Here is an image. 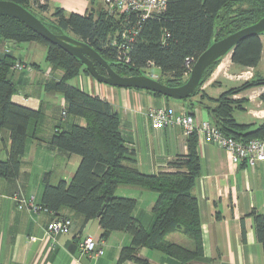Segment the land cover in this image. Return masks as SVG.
Masks as SVG:
<instances>
[{
	"label": "trees",
	"instance_id": "obj_1",
	"mask_svg": "<svg viewBox=\"0 0 264 264\" xmlns=\"http://www.w3.org/2000/svg\"><path fill=\"white\" fill-rule=\"evenodd\" d=\"M4 1L23 6L56 35L71 33L97 51L119 75L148 76L153 64L160 75L149 76L170 87H179L187 82L193 64L189 61H196L215 40L264 18V0H167L165 11L142 22L137 14L121 12L112 15L104 7L84 15L66 14L57 8L46 17L43 14L48 12L49 5L42 4L40 0ZM122 30H125V35L118 38V43H113ZM262 35L264 33L243 40L231 53L234 65L253 69L251 79L228 88L218 97H211L202 88L221 60L206 70L199 88L185 100L190 103L188 113L195 107L207 110L212 124L224 135L244 143L253 139L264 140V123L251 130L252 124H241L235 118V113L243 110V103L248 101L235 97L264 87V76L256 70L264 48ZM0 39L14 47L26 43L45 46L46 61L52 71L62 72L60 79L53 77L47 82L46 91L64 97V118L85 121V126L70 124L56 127L48 140L52 147L77 155L81 161L69 184L62 180L53 185L50 174L45 175L40 206L57 218H63L61 211L69 210L82 218L83 225L98 219L104 241L113 232L129 233L132 242L122 249L117 264H150L140 257L142 248L162 252L178 263L201 260L204 256L202 227L198 200L193 194L201 170L198 135L187 137L189 152L170 162L172 169L154 175L144 174L137 168L135 149L128 146L122 135L121 119L113 105L70 84L82 75L91 76L82 61L37 35L21 21L5 15H0ZM16 62L19 61L9 49L0 52V131L11 134L9 158L0 162V177L7 179L18 176L28 139L41 140L38 132L44 120L42 110H33L13 101L18 92L11 79ZM94 64L100 74H106L101 65ZM260 100L264 103V93ZM121 186L157 194L150 230L145 229L134 216L137 201L116 195ZM253 219L255 235L264 252V214H255ZM172 234L188 238L193 248L170 241Z\"/></svg>",
	"mask_w": 264,
	"mask_h": 264
},
{
	"label": "crops",
	"instance_id": "obj_2",
	"mask_svg": "<svg viewBox=\"0 0 264 264\" xmlns=\"http://www.w3.org/2000/svg\"><path fill=\"white\" fill-rule=\"evenodd\" d=\"M40 1L49 5L48 12L43 14L46 17L57 8L63 9L66 14L84 15L105 6L104 0ZM24 46L27 47H22L21 44L14 47L0 39V52L9 49L17 61L28 65V68L22 71H12L11 79L18 87L13 101L33 110H42L44 120L38 132L41 140L30 138L27 141L18 176L13 179L0 177V264H117L122 249L130 246L132 242L129 233L113 232L108 240L104 241L101 239L98 219L83 225L81 217L69 210H63L62 217L70 219L72 227L53 240L48 236V225L57 218L54 213L18 208L19 197L32 199L36 205H41L46 174H50V182L53 185L62 180L68 184L72 181L81 158L52 147L48 140L56 131V127L70 124L85 126L82 119L64 118L62 116L66 106L64 97L46 91L49 80L53 77L56 79L62 77V72L52 71L46 61V47L39 43H26ZM11 47L19 48V51L14 52ZM24 48L26 50L29 48V52L26 53ZM37 52L42 55L43 63L37 62L35 58ZM231 55L228 54L222 60L202 88L211 97L222 94L224 91L221 89L226 84L237 82L231 80L229 74L237 75L248 70L234 65ZM262 63L264 64V48L260 64ZM256 70L262 74L259 66ZM83 77L90 78L87 75L80 76L83 83L85 82ZM87 85L88 90L85 91L84 88L82 90L107 100L118 112L122 135L128 146L136 151L137 168L140 172L154 175L172 169L169 167L170 162L188 154L187 137L181 129L178 127L153 129L147 111L150 108L163 107L175 114H183L190 112V103H177L175 100H166L146 91L144 93L133 89H109L105 84L95 85L89 80ZM236 86L239 85L232 87ZM259 90L264 93V87H259L235 97L248 100L243 103L244 109L238 110L235 115L241 114L243 121L241 124H252L251 130L264 123L262 116L264 103L259 98L262 95L258 93ZM195 109L199 120L211 121L207 110L198 107ZM10 148V132L1 130L0 162L8 160ZM197 152L201 170L193 194L198 200L203 258L178 263L162 252L148 248L140 250V257L148 260L150 264H264L263 246L256 238L253 219L255 214H264V161L254 167L245 163L233 167L225 150L199 138ZM116 195L135 199L137 201L135 218L145 229L152 228L153 207L157 200L155 192L121 186ZM86 236H92L100 241V246L104 250L103 255L92 258L81 252L80 243ZM177 236L180 235L172 234L169 240L184 245L185 239Z\"/></svg>",
	"mask_w": 264,
	"mask_h": 264
},
{
	"label": "built area",
	"instance_id": "obj_3",
	"mask_svg": "<svg viewBox=\"0 0 264 264\" xmlns=\"http://www.w3.org/2000/svg\"><path fill=\"white\" fill-rule=\"evenodd\" d=\"M105 5L114 11L128 14H137L140 21H145L151 17L159 15L166 10L167 0H104ZM136 34V32H135ZM8 52V50H6ZM193 63V64H192ZM195 61H189L194 65ZM153 67V64H151ZM27 67L21 62H16L14 70L22 71ZM190 70V72H191ZM231 80L247 81L253 77V69L236 76H228ZM264 117V114L262 115ZM147 117L153 129L161 130L168 127H178L182 133L189 137L197 134L199 139L206 143L216 144L225 150L233 167H238L242 163L254 167L257 163L264 161V140L253 139L248 142H241L232 137H228L208 120H199L197 118V110L191 113L175 114L166 108H150L147 111ZM18 208L29 209L34 212L46 211L40 205H36L33 200H27L24 197L18 198ZM72 227V221L68 218H56L48 225V236L53 240L60 234L68 232ZM81 252L89 257L96 258L104 254V250L100 246V241L92 236H86L80 243Z\"/></svg>",
	"mask_w": 264,
	"mask_h": 264
},
{
	"label": "water",
	"instance_id": "obj_4",
	"mask_svg": "<svg viewBox=\"0 0 264 264\" xmlns=\"http://www.w3.org/2000/svg\"><path fill=\"white\" fill-rule=\"evenodd\" d=\"M0 15L21 21L37 35L82 61L90 75L99 83L121 89L149 91L177 101L188 99L199 88L206 70L232 53L240 42L264 33V18H262L249 27L221 40H215L195 61L187 82L179 87H170L147 75H119L91 46L69 34H54L40 19L19 4L0 0ZM94 63L101 65L106 70V74H100Z\"/></svg>",
	"mask_w": 264,
	"mask_h": 264
},
{
	"label": "rangeland",
	"instance_id": "obj_5",
	"mask_svg": "<svg viewBox=\"0 0 264 264\" xmlns=\"http://www.w3.org/2000/svg\"><path fill=\"white\" fill-rule=\"evenodd\" d=\"M104 8H105V10H108V11H110L109 13L110 14H116V13H121V12H119V11H114V10H111V9H109L106 5L104 6ZM70 35H72L71 33H70ZM125 35V30H122V32L121 33H119L118 35H116V37L113 39V43H118V38L119 37H123ZM261 40H262V43H263V45H264V35H262L261 36ZM25 44H21V46L22 47H27V46H24ZM11 50L12 51H14V52H18L19 51V48H14V47H11ZM24 51H26V53H28L29 52V48H28V50H26L25 48H24ZM24 53V52H23ZM23 56H24V54H23ZM35 58H36V60H38L37 62H41V63H43V61H42V55H40L39 54V52H37V54H36V56H35ZM259 68L262 70V74L264 75V64L262 63V64H260L259 65ZM151 74H157V75H160V72L156 69V68H154V67H151L149 70H148V76L149 75H151ZM230 75V74H229ZM230 76H236L235 74L233 75L232 73H231V75ZM90 78H85V77H83V79H84V83H83V81H82V79L80 78V77H77V78H75V79H73L71 82H70V84L71 85H73V86H76V87H79V88H81V89H83L84 88V90L85 91H87L88 89V85H87V81L89 80V81H91L93 84H95V85H102V84H100L99 82H97L92 76H89ZM150 77V76H149ZM153 77H154V75H153ZM234 81H236V79H233ZM243 79H241L240 81H237V82H234V83H228V84H226L224 87H222V92L223 91H225L226 89H228L229 87H232V86H234V85H240L241 83H243ZM82 83L84 84V85H82ZM106 87H109V89H121V88H115V87H110V86H106ZM134 91H142V92H144V93H146L145 91H143V90H137V89H133ZM261 90H259L258 91V93H261L262 94V92H260ZM260 94V95H261ZM252 95H254V94H252ZM259 95V96H260ZM260 98V97H259ZM171 101H174V100H171ZM174 102H177V103H181V104H183V103H185V102H187V103H189L188 101H185V100H179V101H177V100H175ZM235 117L237 118V120H238V122H243L242 121V117H241V114H236L235 115ZM246 119H247V116H246ZM251 121L253 122L254 120H252L251 119ZM246 122V121H245ZM247 122H249L248 120H247ZM148 191V190H147ZM151 193V192H150ZM144 222H145V224H147V221H146V219H144ZM177 237H182V238H184L185 239V241H186V243L184 244L187 248H193V243H192V241L191 240H189L188 238H186V237H184V236H182V235H180V236H177Z\"/></svg>",
	"mask_w": 264,
	"mask_h": 264
}]
</instances>
